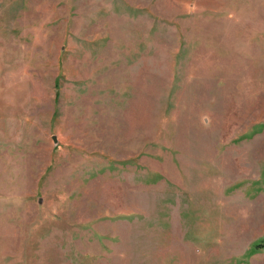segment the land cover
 <instances>
[{
    "label": "rangeland",
    "instance_id": "374dc122",
    "mask_svg": "<svg viewBox=\"0 0 264 264\" xmlns=\"http://www.w3.org/2000/svg\"><path fill=\"white\" fill-rule=\"evenodd\" d=\"M0 264H264V0H0Z\"/></svg>",
    "mask_w": 264,
    "mask_h": 264
}]
</instances>
